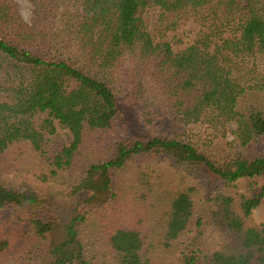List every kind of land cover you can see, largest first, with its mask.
I'll use <instances>...</instances> for the list:
<instances>
[{
	"label": "trees",
	"instance_id": "1",
	"mask_svg": "<svg viewBox=\"0 0 264 264\" xmlns=\"http://www.w3.org/2000/svg\"><path fill=\"white\" fill-rule=\"evenodd\" d=\"M31 1L30 25L0 0V264H264V69L246 68L264 63V0H70L60 15ZM151 9L203 31L155 43ZM153 56L152 82L123 99L150 112L128 130L107 74ZM159 119L234 124L240 148L200 149ZM200 197L208 219L187 237Z\"/></svg>",
	"mask_w": 264,
	"mask_h": 264
},
{
	"label": "rangeland",
	"instance_id": "2",
	"mask_svg": "<svg viewBox=\"0 0 264 264\" xmlns=\"http://www.w3.org/2000/svg\"><path fill=\"white\" fill-rule=\"evenodd\" d=\"M24 19L28 24H32L34 20V11L35 7L31 0H13ZM59 5V15L61 13H66L73 9L74 3L70 0H58ZM145 20L148 24L149 31L155 39V43L167 42L170 43L174 51H180L184 48H187L193 45L199 38L202 33V26L198 20L192 16H175L170 15L167 18H162V12L159 9H151L145 15ZM56 29L54 35L61 36L59 30L60 27ZM157 65V57H150L147 59L139 60L136 63H129L124 68L113 70L110 74H107L110 83L114 85V88L117 89L121 104L124 108V124L126 129L132 130L139 127L137 123V118H140L146 113L150 112L151 105L146 102L139 103V109H133L132 106H128L124 102L126 96H131L137 87L143 85L142 81L145 79V83L152 82V73L154 72L155 66ZM247 69H252L255 72L257 69H264V63H257L253 66L251 63L246 67ZM150 77V78H149ZM249 77L253 78L254 75ZM151 84V83H150ZM149 84V85H150ZM144 110L142 114L139 113L140 110ZM161 115V114H160ZM160 122V119L157 121V124ZM176 121L167 119L163 123L158 124L161 131L170 134H182L184 135L185 140L190 141L198 145L200 149H208L211 145H214L219 140H227L233 142L234 145L239 149L240 145L236 137V125L228 124L220 128L219 130H213L208 125H198V126H186L177 125L175 129ZM57 128L61 135H63L67 140H69L71 134L68 130L63 129L59 124ZM152 131V130H148ZM208 147V148H207ZM212 182L208 177H204L203 184L200 185L199 190L204 192L211 191ZM86 196H83L84 199ZM86 206L83 205L79 209L69 208L64 209L59 213L61 220L64 222L69 221L73 216H77L86 211ZM207 207L203 204L202 198L200 197L199 203L197 204V213L193 218L191 225L188 229L187 237L190 236L191 232H194L198 229V220L201 218L208 219V214L206 213ZM254 219L257 223L264 221V203L260 205L254 212ZM208 223V220H206ZM210 233V228L207 229ZM208 233V235H210ZM210 238V237H209ZM176 262V261H174Z\"/></svg>",
	"mask_w": 264,
	"mask_h": 264
}]
</instances>
